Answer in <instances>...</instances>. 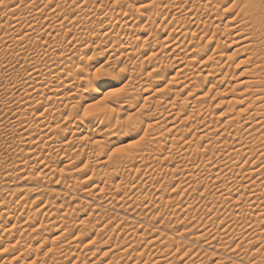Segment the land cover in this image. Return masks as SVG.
Masks as SVG:
<instances>
[{"label": "rangeland", "instance_id": "obj_1", "mask_svg": "<svg viewBox=\"0 0 264 264\" xmlns=\"http://www.w3.org/2000/svg\"><path fill=\"white\" fill-rule=\"evenodd\" d=\"M2 1L0 0V35L8 39L4 38L3 42H0V203L2 204H0V264H153L158 261L161 264L179 262L186 264V260H192L191 263H194L198 259L196 264L200 262L212 264L213 260H216L218 264H264V218H262L264 211L258 209L253 214L247 212L245 214L248 216L242 218L237 213L252 208L247 200L243 199L240 206L235 209L232 206L229 207L231 203L223 207L214 204L210 198L213 194L212 188L206 192L203 190L206 188L201 179L197 178V184L202 183L197 186L194 180L187 178L189 172L186 171H189L192 168L191 164L196 162L195 153L184 155V151L181 152L184 141L176 142L174 146L170 143L174 142L173 136L176 133H178L175 136L177 138H181L186 133V137L191 138L197 132L191 144L198 145L199 151L203 152L206 139L199 141V137L204 135L201 133L202 130L204 131L201 123L204 124L206 121L203 128H209L210 135L215 132L214 129L217 130L215 138H218L222 133H230L234 130L232 125L224 127L223 124L235 118L239 110L250 107L248 114H245L241 120L234 121V124L238 126L244 124L250 114L257 113L261 116L264 114V96L261 101H258L256 100V97L259 99L258 95L251 96V93L255 94L253 89L248 90L241 85L249 80V77L243 74L246 65H240L244 58L238 52L241 44L237 43L232 34L224 33L228 29L226 23L230 22L236 14L234 10L232 12L230 8L228 9L231 7L229 0L226 3H224L226 0H222V3L221 0L217 1L219 5L217 2L214 3V6H218V11L216 6L213 7V3L209 5L206 0H120L119 4L117 0H84L83 3H80L81 0H69V2L65 0V3L62 0H55L53 3H51L52 0ZM25 3L30 5L26 6ZM62 4H64L63 7ZM77 4H80V7H77ZM205 4L211 6L209 9L213 8L212 15L207 12ZM32 5L35 6L33 12H37V8H44L40 13L42 15L39 14L37 19H34L37 15L33 16V12L32 16L25 15L28 14L27 11L24 13L25 16L19 15L21 12L17 16L15 13L18 11L12 13L14 17L8 14L13 6L14 8L21 6L19 9H23L25 6ZM182 7L184 11L180 10ZM53 9L56 11L54 12ZM51 12L55 13L53 16L58 17V22L53 24H57L60 28L59 30L54 28L56 31L54 30L49 36L51 30L48 26L53 25V20L52 16L47 17L46 15ZM218 13L219 15L222 13V17ZM32 17H34L33 21ZM76 17L78 18L75 19ZM128 21L135 25L132 30H126L130 25L123 26H126ZM204 22L207 25L212 22L213 25L211 23L207 26L203 24ZM25 26L27 30L28 27H34L33 30L29 29L31 33L35 35L37 31L42 36L44 35L43 38L37 40L32 36L34 39L29 38L31 41L27 40L28 38L25 39L26 32L30 33L29 30L26 31ZM21 37H24L26 41ZM11 38L14 40L13 43L10 42ZM200 43L202 46L205 45V49L207 48V51L204 50L206 57L199 60L197 59L199 56L194 52L197 55L194 57V60L197 57L196 61H193L191 57L181 60L188 45L192 51V48ZM216 46L219 48L217 53ZM183 50L185 51L180 56ZM187 63L192 64L191 67ZM184 67L188 68L184 69L185 73L176 75ZM30 71H44L43 79L49 80H37L32 83ZM48 71L65 72L57 79L55 75L57 72L53 74ZM213 71L220 74L206 82L204 76L209 73L215 75ZM190 73L199 76L200 83L189 81V84L186 76L192 77ZM216 78L223 80L217 81ZM66 80L70 81L69 84L73 82L75 88L65 89V85L68 84V82L65 83ZM94 81H106L116 89L124 88L123 95L118 98L124 103L118 105L115 112L118 117L117 124L123 123L124 135H110L108 131H102L105 129L108 117L95 116L88 117V119L98 124L101 122L96 125L98 127L95 126L91 130L85 129L82 135H77L76 131L67 130L62 136L64 140L61 139L60 142L54 144L52 142L55 140L54 133L41 130L45 127L42 128L39 125L41 121H45L44 119L53 120L50 114L53 109L48 104L53 102L54 98L47 102V98L52 95L49 91L46 92L47 94L42 92L44 91L42 89L62 90L64 88L62 92L64 91L66 96L58 101L60 106L57 107L63 112L60 118H54L51 125L56 126L58 122L63 124L71 107L75 106L73 115L75 118L65 125L70 126L71 122H75L74 120H82L84 117L82 113L77 115L80 108L86 103L91 105L93 98L100 96V93L93 87L92 82ZM38 83L42 86L40 87ZM38 88L42 91L37 90ZM249 91L250 94H248ZM70 93L75 96L67 99ZM187 94L191 95L188 100H186ZM104 96L111 97V91H106ZM199 96L203 97L195 105L194 101ZM174 99L176 110L169 112L167 105L174 102ZM253 99L261 103L254 104ZM243 100L244 103H242ZM95 102L102 107L107 99H97ZM200 102L204 103L202 107ZM179 107L186 109L185 113L188 112L186 116H194L193 119L183 121L181 119H185L186 116L178 118L176 114L180 112ZM196 107L201 108L195 110ZM129 114H131L130 117ZM204 116L206 120L203 123L201 119L204 120ZM119 117L126 119L121 122ZM257 120V117H254L248 120L243 127L254 126ZM159 121L162 126L161 128L158 126L160 129L157 130V126L156 129L152 126ZM129 125L139 133L135 147L127 143ZM18 126H20L19 129ZM169 127L176 129L172 131L173 133H168L172 129ZM27 128L28 132L25 131ZM71 130L76 129L71 127ZM23 131L26 134H23ZM29 131L32 132L29 133ZM249 133L255 135L250 138ZM249 133L245 134L249 135L245 138L247 141L248 139L252 141L246 142L244 138L242 142L243 147L245 145L246 156L243 157L241 166H248L251 169L253 165V172L259 168L264 170V159H261L264 154V126L257 130L254 129L253 132L251 130ZM30 135L33 136V140H28ZM162 135L165 136L162 137ZM224 136L226 137L220 139V145L226 144L228 140L227 134ZM79 137L86 141L77 140L76 138ZM149 139L156 141L161 139L162 151L158 153L159 144L156 145L155 141L149 144ZM229 140L227 147L230 150L235 144L231 142V138ZM100 141L102 142L99 143ZM247 143H251V146ZM42 145L58 147L50 153L52 155H49L48 152H41L38 149L39 147L47 148ZM117 146H122L127 150L128 155H135L137 163L132 167L129 166L128 160L124 161L128 155L121 157L119 162H113L109 153ZM152 146L156 148V151ZM168 150L170 153L167 152ZM218 150V148H211V151L209 150L211 155L206 157L211 158V167L223 164L222 161H225L224 153L221 154ZM209 151L207 154H210ZM100 153H103L102 157H99ZM181 154L186 156V161L184 157L183 160L178 158ZM141 155L145 159L144 164L140 162ZM97 157L100 161H97ZM127 158L130 160L132 157ZM105 161L106 163H103ZM100 163L106 166L102 167ZM257 172L252 180L253 185L264 188V171H259L258 175ZM243 191H241L242 194H244ZM263 206L261 208L264 209ZM160 254L164 262L168 260L169 263H164ZM193 254L196 255L193 256ZM183 256L184 259H182Z\"/></svg>", "mask_w": 264, "mask_h": 264}, {"label": "bare ground", "instance_id": "obj_2", "mask_svg": "<svg viewBox=\"0 0 264 264\" xmlns=\"http://www.w3.org/2000/svg\"><path fill=\"white\" fill-rule=\"evenodd\" d=\"M27 1V0H26ZM55 0H52L51 1V3H53ZM60 1V0H59ZM67 1V0H66ZM65 0H62V2L63 3H65L66 2ZM77 1V0H76ZM98 1V0H97ZM199 1H201V0H199ZM204 1V0H203ZM206 1H208V2H206V3H208L209 5H210V3L212 4L213 3V7H215L214 6V3H216L217 1H220V0H206ZM228 0H226V1H224V3H226ZM2 2H5V0H3ZM14 2H17L16 0H14ZM19 2V1H18ZM21 2H22V0H21ZM21 2L19 3V5L21 4ZM68 2H69V0H68ZM132 2V1H131ZM194 2V1H193ZM223 1L221 0V3H222ZM241 2V0H236V3H240ZM27 3H29V2H27ZM31 3V2H30ZM45 3V2H44ZM47 3V2H46ZM45 3V4H46ZM74 3V2H73ZM81 3V2H80ZM89 3V2H88ZM103 3V2H102ZM157 3V2H156ZM168 3V2H167ZM189 3V2H188ZM218 3V2H217ZM220 3V4H221ZM256 3H257V7H252V8H249V7H242V8H234L232 5H231V7H228V9L230 10V11H232V10H234L235 12H236V14H235V17L232 19L231 18V20H230V22H227L226 23V25H227V28L228 29H226V32H224V30H223V32L225 33V34H229V35H233L234 37H235V39H236V41H237V43H240L241 44V48L239 49V53H240V55H243V57L245 58H243V60L241 61V63H240V65H242V64H244V65H246V70L244 71V75L245 76H248L249 78V80H247V81H244L241 85H242V87H246L248 90L249 89H253L254 90V93L255 94H253L252 95V93H251V96H254V95H258L259 96V99H258V97H256L257 99L256 100H258V101H261V99L263 98V96H264V24H262V22H261V18H260V16H259V7H258V3H259V0H256ZM14 3H12V5H13ZM31 4H33V3H31ZM48 4V3H47ZM67 4V3H66ZM187 4V3H186ZM208 4H205L204 6H206V10H207V12L209 13V15L211 14H213L214 12H213V8H211V9H209L210 7L208 6ZM3 5H5V4H3ZM11 5V6H12ZM23 5V4H22ZM25 5H26V3H25ZM28 5H30V4H28ZM28 5H26V6H28ZM49 5V4H48ZM155 5V4H154ZM218 5H219V3H218ZM221 5H223V4H221ZM15 6V5H14ZM14 6H13V9H11L10 11H8L9 13V15H11L12 13H14V12H17V13H15V14H17V16H18V13H20L19 15H24V13L27 11V13L28 14H25V15H29L30 14V16H34V15H37L36 16V18H34V17H32L31 18V20L34 18V19H37V18H39L38 17V15L43 11L42 9H44V8H42V9H40V8H37V12L35 13V12H33V10H35V6L34 5H32V6H29V7H26L25 6V8H23V9H19L20 7L18 6V8H14ZM24 6V5H23ZM22 6V7H23ZM64 6V4H62V7ZM129 6V5H128ZM158 6V5H157ZM1 7H2V5H1ZM4 7V6H3ZM17 7V6H16ZM46 7V6H45ZM56 7H58V6H56ZM61 7V8H62ZM72 7H73V5H72ZM80 7V6H79ZM83 7V6H82ZM160 7V6H159ZM7 8V7H6ZM59 8V7H58ZM89 8V7H88ZM104 8V7H103ZM161 8V7H160ZM1 9V8H0ZM3 9V8H2ZM5 9V8H4ZM8 9V8H7ZM38 9H40L39 11H38ZM57 9V8H56ZM73 9H75V8H73ZM170 9V8H169ZM216 9H217V11H218V6H216ZM216 9H215V11H216ZM6 10V9H5ZM138 10V9H137ZM180 10H183V7L180 9ZM203 10V9H202ZM221 10V9H220ZM225 10H226V8H225ZM53 11L55 12L56 10H54L53 9ZM52 11V12H53ZM81 11V10H80ZM79 11V12H80ZM84 11V10H83ZM153 11V10H152ZM184 11V10H183ZM216 11V12H217ZM32 12H33V14H32ZM49 13L48 15H46L47 17H50V16H52L51 18H52V24L53 23H57L58 22V17L57 16H53V15H55V13ZM58 12V11H57ZM78 12V11H77ZM82 12V11H81ZM127 12V11H126ZM182 12V11H181ZM203 12V11H202ZM205 12V11H204ZM215 12V13H216ZM221 12V11H220ZM233 12V11H232ZM234 12V13H235ZM5 13V12H4ZM44 13V12H43ZM83 13H85V12H83ZM89 13V12H88ZM108 13V12H107ZM152 13V12H151ZM178 13V12H177ZM223 13H226V12H223ZM231 13V12H230ZM8 14H6V15H8ZM32 14V15H31ZM72 14V13H71ZM81 14V13H80ZM126 14V13H125ZM150 14V13H149ZM153 14V13H152ZM163 14V13H162ZM217 14V13H216ZM221 14L222 13H220V15H219V13H218V15L219 16H221ZM24 15V16H25ZM40 15H42V14H40ZM73 15V14H72ZM12 16L14 17V15L12 14ZM23 16V17H24ZM88 16H89V14H88ZM217 16V15H216ZM3 17H5V15L3 16ZM71 17V16H70ZM182 17V16H181ZM222 17V16H221ZM17 18V17H16ZM22 18V17H21ZM42 18V17H41ZM40 18V19H41ZM78 17H76L75 19H77ZM157 18V17H156ZM179 18V17H178ZM15 19V18H14ZM33 19V20H34ZM84 19V18H83ZM88 19V18H87ZM168 19V18H167ZM32 20V21H33ZM42 20V19H41ZM45 20V19H44ZM93 20V19H92ZM102 20V19H101ZM136 20V19H135ZM178 20V19H177ZM10 21V20H9ZM22 21V20H21ZM30 21V20H29ZM38 21V20H37ZM37 21H35V22H37ZM64 21V20H63ZM74 21V20H73ZM85 21V20H84ZM178 21H180V20H178ZM15 22V21H14ZM18 22V21H17ZM20 22V21H19ZM27 22H28V20H27ZM44 22V21H43ZM47 22V21H46ZM68 22V21H67ZM66 22V23H67ZM87 22V21H86ZM132 22V21H131ZM136 22V21H135ZM134 22V23H135ZM149 22H151V21H149ZM191 22V21H190ZM210 22V21H209ZM2 23V22H1ZM29 23V22H28ZM38 23V22H37ZM37 23H34V24H37ZM61 23V22H60ZM107 23V22H106ZM122 23V22H121ZM133 23V22H132ZM138 23V22H137ZM212 23V22H211ZM210 23V24H211ZM17 24V23H16ZM24 24V23H23ZM33 24V25H34ZM44 24V23H43ZM59 24V23H58ZM63 24V23H62ZM120 24V23H119ZM156 24V23H155ZM204 25H207V24H205V22L203 23ZM210 24H208L207 26H210ZM39 25H40V23H39ZM47 24H45V26H46ZM54 25V24H53ZM47 25L48 26V29H50L51 31H50V33H49V36L51 35V33L55 30V29H58V28H60V27H58L57 26V24L56 25ZM60 26H61V24H59ZM88 25V24H87ZM127 25H130V26H128V28L129 29H127L126 28V30H132L134 27H135V25L134 24H130V22L128 21V22H126V26L125 25H123L124 27H127ZM145 25V24H144ZM212 25H213V23H212ZM225 25V26H226ZM8 26V25H7ZM36 26V25H35ZM95 26V25H94ZM110 26V25H109ZM137 26V25H136ZM161 26V25H160ZM197 26V25H196ZM215 26V25H214ZM17 27H19V25L17 26ZM62 27V26H61ZM112 27V26H111ZM164 27V26H163ZM25 28H26V26H25ZM24 28V29H25ZM33 28L34 27H31V28H29L28 27V30L30 29H32L33 30ZM55 28V29H54ZM64 28V27H63ZM87 28V27H86ZM165 28V27H164ZM224 28H226V27H224ZM35 29V28H34ZM37 29H38V27H37ZM48 29H46V30H48ZM27 30V28H26V31H28ZM29 30V31H30ZM59 30V29H58ZM75 30H77V29H75ZM79 30V29H78ZM204 30H206V28L204 29ZM215 30H217L216 29V26H215ZM219 30H221V29H219ZM41 31V30H40ZM56 31V30H55ZM62 31V30H61ZM73 31V30H72ZM144 31V30H143ZM178 31V30H177ZM195 31V30H194ZM12 32H14V31H12ZM18 32V31H17ZM32 32H34V31H32ZM42 32H43V30H42ZM66 32V31H65ZM68 32H70V31H68ZM200 32V31H199ZM217 32V31H216ZM4 33V32H3ZM27 34H29V36L27 35V34H25L26 36H25V39H27V40H30L29 38H35V39H37V40H39V38H43V36L41 35V34H39L37 31L35 32V35L33 34V33H31V31H30V33H28V32H26ZM44 33V32H43ZM46 33V32H45ZM80 33V32H79ZM102 33V32H101ZM204 33V32H203ZM215 33V32H214ZM13 34V33H12ZM202 34V33H201ZM54 35H55V33H54ZM78 35H81V34H78ZM83 35H85L84 33H83ZM104 35H106V34H104ZM183 35V34H182ZM222 35H224V34H222ZM5 36V35H4ZM3 36V37H4ZM31 36V37H30ZM33 36V37H32ZM87 36H89V35H87ZM87 36H86V38H87ZM152 36H153V34H152ZM186 36V35H185ZM205 36V35H204ZM212 36V35H211ZM215 37H216V35H214ZM213 36V37H214ZM19 37V36H18ZM51 37H53V35L51 36ZM184 37V36H183ZM201 37V36H200ZM212 37V38H213ZM230 37V36H229ZM4 38H7V37H4ZM4 38H2V36L0 35V42H3V39ZM14 38V37H13ZM22 38V37H21ZM33 38V39H34ZM75 38V37H74ZM85 38V37H84ZM84 38H82V40L84 39ZM86 38H85V40H86ZM107 38H108V36H107ZM212 38H210L211 40H212ZM8 39V38H7ZM10 39V38H9ZM12 39V38H11ZM14 39H16V38H14ZM22 39H24V37L22 38ZM24 39V40H25ZM40 39V40H41ZM47 39V38H46ZM197 39V38H196ZM6 40V39H5ZM16 40H18V38L16 39ZM23 40V41H24ZM72 40V39H71ZM76 40V39H75ZM78 40H80V39H78ZM183 40V39H182ZM188 40V39H187ZM14 42V40L12 39L10 42L11 43H13ZM26 41V40H25ZM31 41V40H30ZM29 41V42H30ZM73 41V40H72ZM81 41V40H80ZM170 41V40H169ZM220 41V40H219ZM51 42V41H50ZM197 42V41H196ZM199 42H200V40H199ZM209 42V41H208ZM7 43H9V42H7ZM19 43V42H18ZM23 43H25V42H23ZM78 43V42H77ZM82 43V42H81ZM80 43V44H81ZM174 43H175V41H174ZM206 43V42H205ZM210 43V42H209ZM208 43V44H209ZM3 44V43H2ZM53 44V43H52ZM190 44H192V43H190ZM220 44H222L221 42H220ZM235 44H236V42H235ZM13 45V44H12ZM219 44L217 43V46H218ZM182 46V45H181ZM192 46V45H191ZM195 46V45H194ZM216 46V49H215V51H216V53L217 52H219L218 50H219V48ZM5 47V46H4ZM8 47V46H7ZM10 47V46H9ZM12 47H15V46H12ZM17 47V46H16ZM205 47V45H201V43L200 44H198V46L196 45L194 48H192L193 50L191 51V49H190V46L188 45L187 46V50L185 51V50H183V52L181 51V53L179 54L180 56L182 55V53H184V51H185V53L183 54V57L181 58L179 55H177V56H179L180 58H181V60L183 61V60H185L186 59V57H191L192 58V60L193 61H196L197 59H202L203 57H206L205 56V53H204V50L205 51H207V48L205 49L204 48ZM209 47V46H208ZM184 47H182V49H183ZM178 49V48H177ZM181 49V50H182ZM189 49H190V52H189ZM15 50V49H14ZM20 50V49H19ZM82 50V49H81ZM131 50V49H130ZM17 51V50H16ZM15 51V52H16ZM117 51V50H116ZM119 51V50H118ZM180 51V50H179ZM13 52V51H12ZM108 52V51H107ZM178 52V51H177ZM186 52H189L188 54L186 53ZM194 52H196L197 53V55L199 56V58H195V60H194V57L195 56H197V55H195V53ZM111 53V52H110ZM116 53V52H115ZM193 53H194V55H193ZM207 53V52H206ZM236 53V52H235ZM187 54V55H186ZM152 55V54H151ZM215 55V54H214ZM220 55V54H219ZM223 55L221 54V57H222ZM122 57H123V55H122ZM212 57V56H211ZM216 57V56H215ZM220 57V56H219ZM236 57V56H235ZM120 58V57H119ZM208 58V57H207ZM179 59V58H178ZM189 59V58H188ZM208 59H210V58H208ZM221 59V58H220ZM181 60H180V62H181ZM187 60V59H186ZM204 60V59H203ZM69 61V60H68ZM192 61V62H193ZM214 61V60H213ZM188 62V61H187ZM202 62V61H201ZM181 63H183V62H181ZM180 63V64H181ZM190 63V62H189ZM206 62L204 61V65H206L205 64ZM211 63V62H210ZM202 64V63H201ZM187 65H189V67H191L190 65H192V64H188L187 63ZM216 65V64H215ZM202 66V65H201ZM218 66V65H217ZM188 67V66H187ZM187 67H184L181 71H178V73L176 74V75H179V74H181V73H185V68L186 69H188ZM222 67H224V66H222ZM221 68V67H220ZM153 70V69H152ZM159 70V69H158ZM206 70V69H205ZM221 70V69H220ZM49 73H55V72H57V74H55L56 76H57V79L59 78V77H61V75L65 72V71H48ZM213 72H215V71H213ZM44 73V71H30V76H31V79H32V83H34L35 81H37V80H42V81H44V80H47V79H43V74ZM47 73V72H46ZM187 73H189L188 71H187ZM212 73V72H211ZM155 74V73H154ZM190 74H192V73H190ZM220 73L219 72H215V75L214 74H208V75H206V76H204V79L206 80V82H208V81H210V79H213V78H215L217 75H219ZM184 75V74H183ZM186 75V74H185ZM48 76V75H47ZM181 76V75H180ZM179 76V77H180ZM243 76V75H242ZM49 77V76H48ZM47 77V78H48ZM55 77V76H54ZM187 77V79H188V83H189V81H191L190 83H200V80H199V76H195V74H192V77H190V79H189V77L188 76H186ZM227 77V76H226ZM46 78V77H45ZM67 78H69L68 76H67ZM66 78V79H67ZM202 78V77H201ZM29 79H30V77H29ZM28 79V80H29ZM72 79V78H71ZM216 79H218V78H216ZM216 79H214V80H216ZM225 79V78H224ZM244 79H246V78H244ZM49 80V79H48ZM47 80V81H48ZM72 80H74V79H72ZM213 80V81H214ZM221 80H223L222 78L221 79H218L217 81H221ZM46 81V82H47ZM66 82H68V84H66L65 85V89H70V90H72V89H74L75 87H73L74 86V84H72V83H70L69 84V80H66L65 81V83ZM189 83V84H190ZM205 83V82H204ZM39 84V86L41 87L42 85V82H41V84L40 83H38ZM47 84V83H46ZM51 84V83H50ZM208 84V83H207ZM48 85V84H47ZM76 85V84H75ZM36 86H38L37 84H36ZM64 86V85H63ZM204 86V85H203ZM188 87V86H187ZM238 87V86H237ZM236 87V88H237ZM64 88H62V90L64 89ZM200 88V87H199ZM31 89V88H30ZM245 89V88H244ZM37 90H39V91H42V90H44V91H42V92H47V91H49V94H51L52 96H50V97H48L47 98V102H50L53 98H54V100H53V102L51 101L50 102V104H48L49 106H50V108L51 109H53L52 110V112L50 113L51 115H52V117H53V120L51 119V121L49 120H46V119H44L45 121H41L40 123H39V125H41L42 126V128L43 127H45L44 129H41V130H44V131H46V130H48V132H50V133H54V139L55 140H53L52 142L55 144V143H58V142H60L61 141V139L63 138L62 136H64L63 134L65 133L66 134V131L67 130H69L70 132L71 131H76V134L77 135H82V133L84 132V130L85 129H88V130H91V129H93V127H95L97 124H98V122H96V121H93V120H89L88 118H85V117H82V120H78L77 118V120H74L75 122H71L70 123V126H65V125H67V124H69L68 122L73 118H75V116H73L74 115V112H75V106H72L71 107V110H70V112H69V114H67V116L65 117L66 119H65V121H64V123L62 124H60V122H58L57 123V125L56 126H52L51 125V123L54 121V118L55 119H58V118H60V115L62 114V110L60 109V108H57V107H59L60 106V102L58 103V101H60V99L62 100V99H64L65 98V96H66V94L64 93V91L62 92V90H58V89H51V88H47V89H42V90H40V88H38ZM36 90V92H38ZM167 91H168V89H166ZM243 90V89H242ZM246 90V89H245ZM253 90H252V92H253ZM147 91V90H146ZM35 92V93H36ZM243 92V91H242ZM241 92V93H242ZM40 93V92H39ZM44 93V94H45ZM48 93V92H47ZM46 93V94H47ZM164 93V92H163ZM166 93V92H165ZM179 93V92H178ZM36 94H38V93H36ZM248 94H250V91H249V93ZM30 94H28V96H29ZM78 95V94H77ZM156 95H158V94H156ZM188 95V94H187ZM187 95H186V97H187ZM15 96V95H14ZM33 96V95H32ZM75 96V94H73V93H70L69 94V97L67 96V99L68 98H73ZM175 96H176V94H175ZM178 96H179V94L177 95V98H178ZM11 97V96H10ZM171 97H173V96H171ZM191 97V95L189 94L188 95V98H186V100H188L189 98ZM203 97V96H202ZM202 97L201 96H199L198 98H196V100L194 101V103H195V105H197V103H199V101L198 100H200V99H202ZM205 97H206V95H205ZM22 98V97H21ZM36 98V97H35ZM165 98H166V96H165ZM19 99V98H18ZM152 99V98H151ZM176 99V98H175ZM174 99V102L172 101L171 102V104L169 103V105H167V107L169 108L168 110H169V112L170 111H174L175 112V100ZM146 100V99H145ZM144 100V101H145ZM147 100L148 101H150V99L149 98H147ZM163 100V99H162ZM245 100V99H244ZM243 100V102L242 103H244L245 101ZM251 100V99H250ZM254 100V102H252V103H257L258 101H256L255 99H253ZM25 101V100H24ZM160 101V100H159ZM99 102V101H98ZM100 104H101V102H99ZM146 103V102H145ZM144 103V104H145ZM158 103V102H157ZM177 103V102H176ZM186 103V102H185ZM203 103V102H202ZM259 103H261V102H259ZM259 103H257V104H259ZM27 104H29V103H27ZM97 104V103H96ZM99 104V105H100ZM200 104H201V102H200ZM200 104H199V106H200ZM204 104V103H203ZM203 104H201V107H202V105ZM221 104V103H220ZM264 104V103H263ZM23 105V104H22ZM25 105H26V103H25ZM98 105V106H99ZM148 105V104H147ZM150 105H152V104H150ZM159 105V104H158ZM262 105V104H261ZM260 106V105H259ZM263 106V105H262ZM26 107V106H25ZM146 107V106H145ZM145 107H143V108H145ZM157 107V106H156ZM177 107V106H176ZM201 107H196L195 108V110L197 109V108H201ZM261 107V106H260ZM121 108V107H120ZM192 108V107H191ZM248 108H250V107H248ZM248 108H246V109H244V110H239L238 112H237V114H236V117L235 118H233V119H230V120H227L224 124H223V126L224 127H226V126H229L230 127V125H232L233 127H234V130L233 131H231L230 133L228 132H224V133H220L221 135L220 136H218V138H215V136H216V133H217V130H215L214 128V131L215 132H213V129H212V135H210L209 133H208V129L209 128H203L204 126H205V123H206V116H204V120L203 119H201L202 121H203V123H204V121H205V123L204 124H202L201 123V126H202V129H204V131L202 130L201 131V133L202 134H204L203 136H200L199 138V141H204L205 139V141H206V144L204 145V149H203V152H201V151H199L200 149V147L198 146V145H192L191 144V141H192V139L195 137V135H196V133L194 134V135H192V137L191 138H189V137H186V135H187V133L185 134V135H182V137L181 138H177V137H175V136H177V134L178 133H176L174 136H173V141L174 142H170L171 143V145L173 144V146H174V143H176V142H178V143H181V142H183L184 141V143L182 144V146H181V152H183L184 151V155H185V153H190V154H193V153H195V155H196V162L195 163H190L191 164V166H192V168L189 170V171H186V172H189V175H187L186 177L187 178H189V179H192V180H194V182L197 184V178L198 179H201L200 181L201 182H204L203 184L205 185V188L206 189H203V190H206V192H208L207 190L208 189H213V196L212 195H210L211 197V201H213L214 202V204H219V205H221L222 207H223V205H225V206H227L228 204H230L229 205V207L230 206H232L233 207V209H235L237 206L239 207L240 206V204H241V202H242V200L243 199H245V201L247 200V202H249L248 204H249V206L251 205V207L252 208H249V210H242L241 212H239V213H237L238 215H240L242 218H245L246 216H248V215H246L247 214V212H249L250 214H253L256 210H258V209H261V210H263L264 211V209L263 208H261L262 207V205H264V188H259V187H257V186H255V185H253V182H252V180H254V176H256V174H255V172L256 171H264L263 170V168H259L258 170H256L255 172H253L252 171V168H254L253 167V165L251 166L252 168L250 169V167L248 168V166H244V165H242L241 166V163H242V161L244 160V156H246V154L244 153V147H245V145H244V147H243V145H242V142H243V140H244V138H245V136L247 137V135H245L246 133H249L251 130H252V132H253V130L255 129V130H257L259 127H263L264 126V118H263V116H264V114H262V116L261 117H259V115L257 114V113H255V114H250L249 116H247V118L245 119V120H251V119H253L254 117H257V123L256 124H254V126H251V127H243V125H245L246 123H248L247 121H244L245 123L244 124H240V122L238 123V124H240V126H238V125H236V124H234V121L236 120V119H238V120H241L242 119V117L245 115V114H248L249 112V109ZM26 109V108H25ZM51 109H49V110H51ZM210 109V108H209ZM46 110V109H45ZM179 110H180V112H178L176 115L178 116V118H184L185 116H186V114L188 113H185L186 112V109H180V107H179ZM141 111H143V110H141ZM182 111V112H181ZM256 111H257V109H256ZM261 112V111H260ZM46 113V112H45ZM44 113V114H45ZM189 113H190V110H189ZM192 113V112H191ZM194 113V112H193ZM196 113V112H195ZM199 113V112H198ZM207 113V112H206ZM76 114V113H75ZM140 114V113H139ZM142 114V113H141ZM227 114V113H226ZM41 115V114H40ZM182 116V117H181ZM188 116V117H187ZM186 116V118L185 119H181V120H189V119H193V117L194 116H191V115H187ZM41 118H44L43 116H40ZM58 117V118H57ZM68 117V118H67ZM150 117H152V116H150ZM167 117V116H166ZM190 117H192V118H190ZM208 117V116H207ZM21 118V117H20ZM155 118H157V117H155ZM170 118V117H169ZM201 118V117H200ZM147 119V118H146ZM27 120V119H26ZM173 120V119H172ZM171 120V121H172ZM175 120H176V118H175ZM196 120H200L199 118L197 119L196 118ZM200 120V121H201ZM208 120H210V119H208ZM33 121V120H32ZM199 121V122H200ZM213 120H212V118H211V122H212ZM35 122V121H34ZM88 122V123H87ZM162 122H163V120H162ZM197 122V121H196ZM209 122V121H208ZM101 123V122H100ZM99 123V124H100ZM163 123H165V121L163 122ZM162 123V124H163ZM172 123V122H171ZM210 123V122H209ZM98 124V125H99ZM167 124V123H166ZM165 124V125H166ZM169 124V123H168ZM197 124V123H196ZM210 125V124H209ZM26 126H28V125H26ZM157 126V128H158V126L160 127V126H162L161 125V121H159V122H156V124H155V126H154V124H153V126L152 127H156ZM163 126H164V124H163ZM183 126V125H182ZM199 128H200V125L198 124L197 125ZM196 126V127H197ZM207 126H208V124H207ZM231 126V127H232ZM19 127L20 126H18V129H19ZM71 127H75V129L76 130H71ZM96 127H98V126H96ZM101 127V126H100ZM164 127H166V126H164ZM209 127V126H208ZM29 128V127H28ZM28 128H27V130H25V131H27L28 132ZM161 128V127H160ZM160 128H158L157 130H159ZM163 128V127H162ZM170 128V127H169ZM172 128V129H171ZM169 130L170 131H168V133L169 132H172L174 129H176V128H174L173 129V127H171ZM156 129V128H155ZM211 129V128H210ZM245 129V130H244ZM87 130V131H88ZM156 130V131H157ZM184 130V129H183ZM244 130V131H243ZM25 131H23L24 133L23 134H26L25 133ZM68 131V132H69ZM86 131V130H85ZM93 131H96V130H93ZM176 131V130H175ZM211 131V130H210ZM209 131V132H210ZM30 132H32V131H29V133ZM90 131H88V133H89ZM97 132V131H96ZM159 132V131H158ZM186 132H189V131H186ZM29 133H28V135H29ZM85 133V132H84ZM94 133V132H93ZM149 133H150V131H149ZM152 133H153V131H152ZM154 133H156L155 132V130H154ZM160 133V135H161V132H159ZM158 133V134H159ZM166 133V132H165ZM164 133V134H165ZM173 133V132H172ZM181 133H183V132H181ZM211 133V132H210ZM33 134V133H32ZM76 134H74V135H76ZM87 134V133H86ZM90 134V133H89ZM99 134V133H98ZM97 134V135H98ZM167 134V133H166ZM179 134H180V131H179ZM225 134H227V138H228V140L231 138V142L233 143V144H235L234 145V148H232L231 146V148H230V150L228 149V147L227 146H229L228 144H227V142H228V140L225 142L226 144H222V145H220V139L221 138H225L226 136H224ZM27 135V136H28ZM150 135H152V134H150ZM168 135V134H167ZM171 135V134H170ZM249 135H250V133H249ZM249 135H248V137H249ZM252 135H253V133H252ZM252 135H250V138H252L251 136ZM255 135V134H254ZM253 135V136H254ZM258 135V134H257ZM26 136V137H27ZM94 136V135H93ZM99 136H100V134H99ZM147 136V135H146ZM165 136V135H164ZM163 135H162V137H164ZM86 139H87V137L86 136H84ZM89 137V136H88ZM158 137H159V135H158ZM158 137H155V138H158ZM161 137V136H160ZM176 138V140H175V138ZM247 137V138H248ZM261 137V136H260ZM260 137H259V139H258V141L260 140ZM80 138V137H79ZM76 138L77 140H83V138ZM197 138V137H196ZM247 138H245V140H246V142H248L249 141V139H248V141H247ZM263 138H264V136H263ZM86 139H84L85 141H86ZM91 139V138H90ZM162 139V138H161ZM155 140V139H149V144H150V142H152V141H155V144L156 145H158L159 144V146H157L158 148H157V151H158V153H159V151H162V145L160 144L161 142L160 141H162V140ZM165 139V138H164ZM186 139V140H185ZM28 140H33V136L32 135H30L29 137H28ZM27 140V141H28ZM62 140H64V139H62ZM84 140H83V142H84ZM171 140V141H172ZM257 140V139H256ZM98 141V140H97ZM170 141V140H169ZM230 141V140H229ZM252 141V139H250V141L249 142H251ZM253 141H255V140H253ZM28 142H31V141H28ZM69 143H70V141H68ZM102 141H100L99 143H101ZM166 142V141H165ZM245 142V143H246ZM256 142V141H255ZM114 143H117V142H114ZM164 143V142H163ZM244 143V144H245ZM254 143V142H253ZM29 144V143H28ZM51 144V143H50ZM95 144V143H94ZM94 144H92V145H94ZM190 144V145H189ZM199 144V143H198ZM247 144H249V143H247ZM251 144V143H250ZM249 144V145H250ZM51 145H53V144H51ZM60 145V144H59ZM66 145V144H65ZM153 145V144H152ZM167 145V144H166ZM42 146H46V145H42ZM63 146V145H62ZM95 147H96V145H94ZM150 146V145H149ZM155 146V145H154ZM154 146H152V147H154ZM251 146V145H250ZM39 147V146H38ZM47 147V146H46ZM56 147H58V146H56ZM55 146H49V147H47V148H43V147H39L38 149H40V151L41 152H44V151H46V152H48V154L49 155H52V154H50V153H52V151H54V148H56ZM163 147H165V146H163ZM169 147V146H168ZM155 148V147H154ZM154 148H152V149H154ZM175 148V147H174ZM211 148L212 149H214V148H218L219 150L218 151H220L221 152V154L222 153H224L223 154V156H224V162L222 161V163L223 164H216L215 166H213V167H211L210 166V164H211V158L210 159H208V158H206L207 156H209V155H211ZM247 149H248V147H246ZM202 149V148H201ZM253 149V148H252ZM93 150V149H92ZM99 150V149H98ZM143 150V149H142ZM170 150V149H169ZM167 151V152H169L170 153V151ZM210 150V151H209ZM97 151V150H96ZM141 151V150H140ZM150 151L152 152V150L150 149ZM154 151H156V148L154 149ZM173 151V150H172ZM208 151H209V153L210 154H207L208 153ZM41 152H38V153H40L41 154ZM95 152V151H94ZM101 152V151H100ZM148 152V151H147ZM201 152V153H200ZM161 153V152H160ZM168 153V154H169ZM200 153V154H199ZM47 154V158L49 157V155ZM97 154V153H96ZM101 154H103V153H100V155H99V157L101 156ZM131 154H132V152H131ZM134 154H136V153H134ZM139 154V153H138ZM154 154V153H153ZM165 154V153H164ZM183 154H181V155H179L178 156V158L179 159H181L182 158V160H183V157H184V155ZM147 155V154H146ZM187 155V154H186ZM213 155V154H212ZM135 156V155H134ZM134 156H133V154L132 155H128V156H126V160H124L125 162L127 161V163H129L128 165L129 166H131L132 167V165H134L135 163H137V162H135V158H134ZM142 156V155H141ZM152 156V155H151ZM165 156V155H164ZM170 156V155H169ZM177 156V155H176ZM188 156H189V154H188ZM193 156V155H192ZM93 157V156H92ZM102 157V156H101ZM127 157H132L130 160L127 158ZM136 157H137V155H136ZM147 157V156H146ZM198 157L200 158V159H198ZM248 157V156H247ZM251 157V156H250ZM35 158V157H34ZM51 158H53V157H51ZM90 158H91V156H90ZM89 158V159H90ZM134 158V159H133ZM141 158V157H140ZM154 158V157H153ZM157 158V157H156ZM177 158V159H178ZM188 158V157H187ZM243 158V159H242ZM264 159V154H263V157H261V159ZM97 159H98V157H97ZM173 159H175V158H173ZM184 159H185V161H186V156L184 157ZM250 159V158H249ZM249 159H248V161H249ZM96 160V159H95ZM148 160V159H147ZM166 160V159H165ZM188 160V159H187ZM190 160V159H189ZM26 161V160H25ZM97 161H100L99 159L97 160ZM102 161H104V160H102ZM140 160H138V162H139ZM161 161V160H160ZM203 161V162H202ZM213 161V160H212ZM140 162H143V164L145 163V159H144V157L142 156V159H141V161ZM147 162V161H146ZM155 161H153V163H154ZM172 162V161H171ZM183 162V161H182ZM190 162V161H189ZM202 162V165L200 164ZM205 162V164L203 165V163ZM103 163H106V161L105 162H103ZM103 163H100L101 165H102V167H105L106 165L105 164H103ZM149 164H150V162H148ZM156 163V162H155ZM158 163V162H157ZM160 163V162H159ZM185 163V162H184ZM219 163V162H218ZM221 163V162H220ZM264 163V162H263ZM142 164V165H143ZM182 164V163H181ZM98 165V164H97ZM125 165H127L126 163H125ZM148 164H146V166H147ZM150 165H152V164H150ZM162 165V164H161ZM180 165V164H179ZM209 165V166H208ZM246 165H248V164H246ZM251 165V164H250ZM88 166V165H87ZM129 166H127V167H129ZM153 166H154V164H153ZM190 166V167H191ZM152 167V166H151ZM187 167H188V164H187ZM6 168V167H5ZM17 168V167H16ZM107 168V167H106ZM153 168V167H152ZM189 168V167H188ZM200 168H203V169H200ZM4 169V168H3ZM131 169V168H130ZM138 169V168H137ZM156 169V168H155ZM154 169V170H155ZM158 169V168H157ZM186 169V168H185ZM184 169V170H185ZM12 170V169H11ZM104 170V169H103ZM157 171V170H156ZM14 172V171H13ZM21 172H24V171H21ZM20 172V173H21ZM127 172V171H126ZM129 172V171H128ZM152 172V171H151ZM186 172H184V173H186ZM199 172V173H198ZM258 172H257V175H258ZM95 173V172H94ZM261 173H263V172H261ZM182 174V173H181ZM180 174V175H181ZM157 175V174H156ZM159 175H160V173H159ZM165 175V174H164ZM182 176V175H181ZM30 177V176H29ZM184 177V176H183ZM239 177V178H238ZM27 178V177H26ZM113 178V177H112ZM25 179V178H24ZM91 179V178H90ZM114 179V178H113ZM89 180V179H88ZM230 180V182H228ZM98 181V180H97ZM96 181V182H97ZM199 181V180H198ZM89 182V181H88ZM255 182V181H254ZM112 183V182H111ZM166 183V182H165ZM200 184H202V183H198L197 184V186H200ZM264 184V183H263ZM117 186V185H116ZM97 187H99V186H97ZM118 187V186H117ZM138 187V186H137ZM124 188V187H123ZM120 190V189H119ZM121 190H122V188H121ZM132 190V189H131ZM242 190H244L243 192H244V194H242L241 193V191ZM95 191V190H94ZM139 191V190H138ZM204 192V191H203ZM205 192V193H206ZM210 192V191H209ZM249 195H248V194ZM203 194V193H202ZM237 196H239L238 198H235V197H237ZM209 197V196H208ZM209 198V199H210ZM159 199V198H158ZM245 201H244V205H245ZM246 202V203H247ZM151 203V202H150ZM1 204V203H0ZM247 204V205H248ZM2 205V204H1ZM7 205V204H6ZM5 207V206H4ZM222 207H220L221 209H222ZM237 207V208H238ZM243 207H246V206H243ZM255 207V208H254ZM264 207V206H263ZM6 208H8V207H6ZM10 208V207H9ZM213 208V207H212ZM219 208V209H220ZM228 208V207H227ZM242 208V207H241ZM1 210H3V209H1ZM228 210H230V208L228 209ZM234 211V210H233ZM236 211V210H235ZM238 212V211H237ZM257 212H260V211H257ZM8 213V212H7ZM246 213V214H245ZM10 214V213H9ZM262 214V213H261ZM264 214V213H263ZM255 215V214H254ZM239 216V217H240ZM257 216V215H256ZM259 216V215H258ZM262 216V215H261ZM237 217V216H236ZM240 217V218H241ZM252 217V216H251ZM251 217H250V219H251ZM210 218V217H209ZM248 218V217H247ZM262 218H264V216L262 217ZM262 218H261V220H262ZM227 219V218H226ZM257 219V218H256ZM259 219V218H258ZM215 220V219H214ZM213 220V221H214ZM217 220V219H216ZM235 220H236V218H235ZM240 220V219H239ZM250 221V220H249ZM215 222V221H214ZM229 222V221H228ZM238 222V221H237ZM257 222H259L258 220H257ZM209 223H210V221H209ZM218 223V222H217ZM235 223V222H234ZM253 223V222H252ZM206 224H208V223H206ZM231 224V223H230ZM261 225V224H260ZM210 226V225H209ZM211 226H212V222H211ZM240 226H242V225H240ZM253 226V225H252ZM258 226V225H257ZM105 228V227H104ZM222 228V227H221ZM226 228V227H225ZM235 228V227H234ZM106 229V228H105ZM211 229H212V227H211ZM242 229V228H241ZM214 230V229H213ZM217 230V229H216ZM236 230V229H235ZM263 232H264V230H263ZM218 233V232H217ZM216 233V234H217ZM220 233V232H219ZM243 234V233H242ZM259 235V234H258ZM142 236H144V234L142 235ZM146 238V237H145ZM156 238V237H155ZM226 238V237H225ZM161 239V238H160ZM227 239V238H226ZM158 240V239H157ZM139 241V240H138ZM163 241H165V240H163ZM154 242V241H153ZM158 242V241H157ZM149 243V242H148ZM151 244V243H150ZM155 244V243H154ZM160 244H161V242H160ZM166 244V243H165ZM175 244V243H174ZM197 244V243H196ZM211 244V243H210ZM149 245V244H148ZM171 245H172V243H171ZM170 245V246H171ZM179 245V244H178ZM178 245H177V247H178ZM123 246V245H122ZM165 246V245H164ZM175 246V245H174ZM149 247V246H148ZM153 247V246H152ZM158 247V246H157ZM160 247V246H159ZM162 247V246H161ZM168 247H169V245H168ZM117 248V247H116ZM154 248V247H153ZM165 248V247H164ZM171 248V247H170ZM173 248V247H172ZM179 248V247H178ZM184 248V247H183ZM181 249V248H180ZM112 250V249H111ZM127 250V249H126ZM166 250V249H165ZM120 251V250H119ZM138 251V250H137ZM176 251H177V248H176ZM257 251V250H256ZM118 252V251H117ZM127 252V251H126ZM140 253V252H139ZM205 253V252H204ZM171 254V253H170ZM197 254V253H196ZM196 254H193V256L194 255H196ZM136 255H138V254H136ZM168 255V254H167ZM160 256H161V254H160ZM166 256V255H165ZM170 256V255H169ZM181 256V255H180ZM188 256V255H187ZM187 256H186V258H187ZM190 256V255H189ZM258 256V255H257ZM118 257V256H117ZM162 257V259H163V256H161ZM192 257V256H191ZM197 257H198V255H197ZM254 257V256H253ZM185 258V259H186ZM189 258V257H188ZM193 259H195L194 257H192ZM262 258V257H261ZM140 259V258H139ZM166 259V258H165ZM168 259H170V258H168ZM179 259V258H178ZM177 259V260H178ZM182 259H184V256L182 257ZM141 260V259H140ZM150 260V259H149ZM181 260V259H180ZM190 260V259H189ZM199 260V259H198ZM198 260H196V262H194L195 264L197 263V261ZM161 261V260H160ZM166 262L168 261V260H165ZM192 261V260H191ZM191 261H187L186 260V264H194V263H191ZM200 261H202V260H200ZM163 262H164V259H163ZM166 262H164V263H166ZM172 262V261H171ZM31 263V262H30ZM156 263V262H155ZM155 263H153V264H155ZM167 263H169V262H167ZM174 263H176V262H174ZM205 264V263H203V262H200L199 264ZM156 264H161L159 261L156 263ZM170 264V263H169ZM176 264H180V262L179 263H176ZM259 264V263H258Z\"/></svg>", "mask_w": 264, "mask_h": 264}, {"label": "snow or ice", "instance_id": "obj_3", "mask_svg": "<svg viewBox=\"0 0 264 264\" xmlns=\"http://www.w3.org/2000/svg\"><path fill=\"white\" fill-rule=\"evenodd\" d=\"M84 0H81V3H83ZM117 3H120V0H117ZM229 4L232 5L234 8H242V7H257L256 0H241L240 3H236V0H229ZM80 4H77V7H79ZM259 7V16L261 18L262 24H264V0H259L258 3ZM235 14V13H234ZM94 89L100 93L99 97H94L93 102L91 105L85 104L83 105L77 115L79 116L81 113L85 118L88 117H95V116H102V117H108L106 121L105 129L102 131H108L110 135H124V126L123 123L117 124L118 117L115 115V112L117 110L118 105H122L124 101L122 99H118L121 97L124 93V88L121 87L119 89H116L115 86L111 85L110 83L106 81H94L92 82ZM106 91H111V97L106 98L104 96V93ZM105 100L107 99V102L101 107L96 104V100ZM111 114V115H110ZM131 114H129L130 117ZM121 122L126 119L125 117H119ZM128 132V140L127 143L130 146L135 147L136 146V140L139 137V133L137 130L131 125L127 128ZM112 158L113 162H119L120 158L128 155L127 150H125L122 146H117L116 148H113L110 150L109 153ZM212 264H218L216 260H213Z\"/></svg>", "mask_w": 264, "mask_h": 264}]
</instances>
